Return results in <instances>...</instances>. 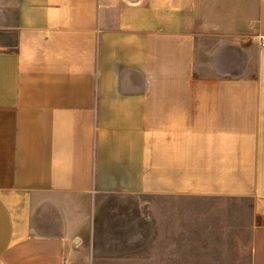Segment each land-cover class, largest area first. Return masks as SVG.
I'll return each instance as SVG.
<instances>
[{
	"label": "crops",
	"instance_id": "1",
	"mask_svg": "<svg viewBox=\"0 0 264 264\" xmlns=\"http://www.w3.org/2000/svg\"><path fill=\"white\" fill-rule=\"evenodd\" d=\"M263 41L264 0H0V264H264Z\"/></svg>",
	"mask_w": 264,
	"mask_h": 264
},
{
	"label": "rangeland",
	"instance_id": "2",
	"mask_svg": "<svg viewBox=\"0 0 264 264\" xmlns=\"http://www.w3.org/2000/svg\"><path fill=\"white\" fill-rule=\"evenodd\" d=\"M13 9H14V6H11L12 11H13ZM200 68L203 70L202 72L213 73L212 67L209 64L205 65V67L203 65H200ZM235 206H238V205L234 204V209H235ZM238 207L240 210V221H241V223L249 222L251 220V214L255 210V201H253L251 199L250 200L249 199L241 200L239 202ZM241 226H243V225L241 224ZM248 237H249L248 230L240 229V243H239L240 248L239 249L241 252L240 253L241 256H239V260L236 261L235 264H250L249 263V255L247 253L244 254L242 252L243 247L248 242ZM192 249L196 250L197 248H192Z\"/></svg>",
	"mask_w": 264,
	"mask_h": 264
},
{
	"label": "built area",
	"instance_id": "3",
	"mask_svg": "<svg viewBox=\"0 0 264 264\" xmlns=\"http://www.w3.org/2000/svg\"><path fill=\"white\" fill-rule=\"evenodd\" d=\"M123 1H125L126 3H127V2L130 3V2L137 1V0H123ZM263 45H264V41H263Z\"/></svg>",
	"mask_w": 264,
	"mask_h": 264
}]
</instances>
